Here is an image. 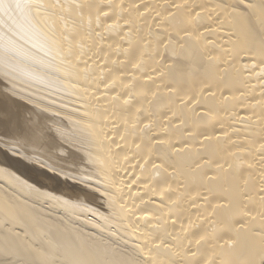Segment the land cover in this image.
<instances>
[{
  "label": "bare ground",
  "instance_id": "6f19581e",
  "mask_svg": "<svg viewBox=\"0 0 264 264\" xmlns=\"http://www.w3.org/2000/svg\"><path fill=\"white\" fill-rule=\"evenodd\" d=\"M262 261L264 0H0V264Z\"/></svg>",
  "mask_w": 264,
  "mask_h": 264
},
{
  "label": "rangeland",
  "instance_id": "374dc122",
  "mask_svg": "<svg viewBox=\"0 0 264 264\" xmlns=\"http://www.w3.org/2000/svg\"><path fill=\"white\" fill-rule=\"evenodd\" d=\"M95 58H97V57H95ZM95 58H94V59H95ZM113 94H117V93H113ZM97 96H99V95L97 94L96 97H97ZM104 108H105V107H104ZM104 137H106V136H104ZM109 137H113V134L110 135ZM132 173H133V171L131 170V171L128 173V175H129V174H132ZM59 185H60V188H61L63 191H66V192L68 193V195L65 196L68 200H70V201H77V200H80V199H81L82 201H85V200H86V193H85V191H80V190H78V188L73 187V186L67 184L66 181H60ZM75 194H78V195L75 196V197H73V195H75ZM136 217H137V216H134V218H136Z\"/></svg>",
  "mask_w": 264,
  "mask_h": 264
},
{
  "label": "snow or ice",
  "instance_id": "6c2138e0",
  "mask_svg": "<svg viewBox=\"0 0 264 264\" xmlns=\"http://www.w3.org/2000/svg\"><path fill=\"white\" fill-rule=\"evenodd\" d=\"M262 264H264V261H262Z\"/></svg>",
  "mask_w": 264,
  "mask_h": 264
}]
</instances>
